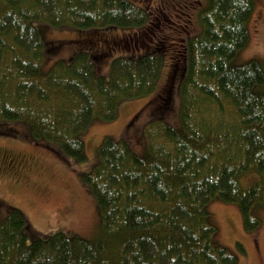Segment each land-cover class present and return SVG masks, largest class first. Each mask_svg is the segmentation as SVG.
Instances as JSON below:
<instances>
[{
  "label": "trees",
  "instance_id": "16d2710c",
  "mask_svg": "<svg viewBox=\"0 0 264 264\" xmlns=\"http://www.w3.org/2000/svg\"><path fill=\"white\" fill-rule=\"evenodd\" d=\"M253 10L254 0H205L196 33L169 24L181 40L155 91L164 38L148 52L113 57L108 77L94 72L92 58L114 46H147L140 36L155 23L131 0H0V124L8 129L0 133L13 135L22 123L33 142L82 162V132L95 119L114 120L120 101L154 91L151 114L160 119L176 83L180 98L179 126L151 120L142 153L102 139L83 175L100 222L95 236L56 231L28 240L22 212L0 199V264H238L217 238L208 204L236 203L247 231L261 222L253 209L264 205V179L254 177L264 173V61L236 60ZM39 25L131 28L109 32L131 36L50 60Z\"/></svg>",
  "mask_w": 264,
  "mask_h": 264
},
{
  "label": "rangeland",
  "instance_id": "374dc122",
  "mask_svg": "<svg viewBox=\"0 0 264 264\" xmlns=\"http://www.w3.org/2000/svg\"><path fill=\"white\" fill-rule=\"evenodd\" d=\"M153 19V31L140 36L141 43L134 50L111 48L110 52L99 58H92L96 75L108 77L109 64L113 57L127 55L128 52L142 54L157 38H164V55L161 72L156 81L155 91L161 88L169 71V64L181 38L176 29L169 24H187L189 31L199 29L196 21L198 7L205 0H131ZM43 26V25H42ZM37 26L43 43L48 44L50 60L67 59L79 45L88 51L106 50V41L111 37L124 39L129 35L112 31L131 28H54L48 25ZM160 32V34H158ZM193 32V33H194ZM249 42L238 54L237 62L256 58L264 61V0H254V10L248 22ZM116 33V34H115ZM164 36V37H163ZM172 41V42H171ZM91 47V48H89ZM172 47V48H170ZM171 97L168 111L161 118L151 114V93L118 105V115L114 120L95 119L82 132L86 159L77 162L57 151L53 143L33 142L17 124L15 134L0 133V199L8 206L18 208L26 219L30 230L27 239L47 237L56 231L66 235L78 234L93 237L100 228L94 196L83 180L97 162V148L105 136L115 140H126L137 153H142L143 131L151 120L157 119L171 126H179L178 110L180 104L177 83ZM0 130H8L0 124ZM264 179V173L255 175ZM212 221L217 228V238L237 257L238 264H264V205L253 209L261 222L252 231L243 227L240 209L236 203L213 200L208 204Z\"/></svg>",
  "mask_w": 264,
  "mask_h": 264
}]
</instances>
